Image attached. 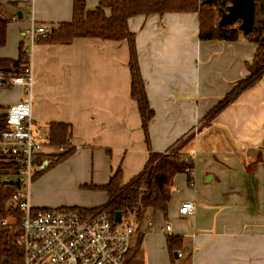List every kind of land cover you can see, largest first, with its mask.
<instances>
[{"label":"crops","instance_id":"crops-1","mask_svg":"<svg viewBox=\"0 0 264 264\" xmlns=\"http://www.w3.org/2000/svg\"><path fill=\"white\" fill-rule=\"evenodd\" d=\"M74 1L0 0L8 20L0 58L18 57L33 20L51 29L72 21ZM85 2L93 10L100 0ZM12 7L17 12L6 15ZM129 27L154 109L149 141L131 96L127 40L78 37L35 44L32 115L39 136L45 142L52 122L68 123L76 151L33 180L32 206L93 210L108 195L89 185L107 184L119 168L127 183L143 171L151 152L167 153L184 140L182 150L194 161L192 182L187 172L177 173L167 213L149 210L141 225L135 222L131 264H264V75L214 118L207 116L249 74L258 44L243 37L200 39L197 12L136 15ZM26 91L18 84L0 86V113ZM57 183L63 185L55 191ZM66 188L78 197L67 199ZM186 200L195 209L182 215ZM170 235L183 238L184 257L169 248Z\"/></svg>","mask_w":264,"mask_h":264},{"label":"trees","instance_id":"trees-1","mask_svg":"<svg viewBox=\"0 0 264 264\" xmlns=\"http://www.w3.org/2000/svg\"><path fill=\"white\" fill-rule=\"evenodd\" d=\"M254 2L253 29L245 34L240 30L239 22L220 25L222 13L230 5L228 0H212L210 3H206L205 0H100L97 8L93 10L86 8L85 0H75L72 21L53 27L47 35L40 36L38 42L69 43L78 37L127 40L132 74L131 96L138 103L146 140L149 141V124L154 117V109L150 105L146 91L139 64L136 34L129 27V19L136 15L197 12L200 39L235 41L243 37L258 44L253 61L247 63L249 74L209 111L207 116L208 120H211L264 75V0ZM106 9H110L109 14ZM3 12V5L0 3V47L6 44L8 29V20ZM28 66L29 56L25 51V44L21 43L16 59L0 58V86L11 87V78L23 75ZM7 130V117L0 113V136ZM183 143L184 140L175 144L167 153L151 152L143 171L127 183H123V172L119 168L107 184L89 185L91 188L105 191L108 195L106 203L95 209L107 211L112 219L118 211L126 213V209H131L138 225L143 223L149 210H160L166 214L171 201L174 176L180 172H187L190 183L193 179L194 161L183 152ZM46 145L52 150L40 152L37 162L43 164L45 160H50V163L36 173L34 180L49 168L67 160L76 151L71 142L70 124L52 122L49 125ZM22 167L17 157L0 153V177L4 173L16 174ZM22 187L18 180L3 181L0 178V264H23L21 224L23 211L12 201ZM183 244L181 236L168 237V245L173 253L177 254L183 248Z\"/></svg>","mask_w":264,"mask_h":264},{"label":"built area","instance_id":"built-area-1","mask_svg":"<svg viewBox=\"0 0 264 264\" xmlns=\"http://www.w3.org/2000/svg\"><path fill=\"white\" fill-rule=\"evenodd\" d=\"M50 31L47 25H37L33 20L24 32L29 66L23 75L14 76L10 81L12 85L24 86L27 96L8 108V130L0 136V153L17 157L23 165L18 173H4L0 177L3 181L18 180L23 185L12 200L23 211V264H131L135 232L131 209L122 212L121 222H116L102 209H36L32 206L31 185L36 173L42 170L43 164H38L37 156L43 142L32 115L31 58L39 37ZM45 161L50 163V160ZM194 209L195 204L190 200L180 206L182 215ZM164 229L170 233L171 224ZM177 256L184 257V252L179 250Z\"/></svg>","mask_w":264,"mask_h":264},{"label":"water","instance_id":"water-1","mask_svg":"<svg viewBox=\"0 0 264 264\" xmlns=\"http://www.w3.org/2000/svg\"><path fill=\"white\" fill-rule=\"evenodd\" d=\"M212 0H205L206 3H210ZM230 5L227 10L222 13L220 19V25H229L230 23L239 22L240 30L245 34H248L253 29L254 24V10L255 2L254 0H228ZM22 17V13L19 12V18ZM7 116V112L3 113ZM48 166L47 161L44 162L42 169ZM115 221L121 222L122 211H118L115 214ZM177 255V254H176Z\"/></svg>","mask_w":264,"mask_h":264},{"label":"rangeland","instance_id":"rangeland-1","mask_svg":"<svg viewBox=\"0 0 264 264\" xmlns=\"http://www.w3.org/2000/svg\"><path fill=\"white\" fill-rule=\"evenodd\" d=\"M8 10H9V8H8ZM7 9H6V15H9L10 14V11H13V10H15V13L17 12V10L15 9V7H12V9L11 10H9L8 11ZM24 12H25V19H26V16L29 14V12H30V7L28 6V5H26L25 4V7L22 9ZM43 132H45L44 130H43ZM44 136L45 135H42V133H41V138L43 139L44 138ZM50 147L48 146V145H46L44 142H43V145H42V149H44V150H48ZM63 184H61V183H57L56 184V187L54 186V190L55 191H57L56 190V188L59 190V188L62 186ZM83 190H86V188H84ZM74 192H76V191H74V190H72V189H70V188H66L65 189V197L67 198V199H70V200H73V199H75V198H77L78 197V194L76 195V194H74ZM9 204H11V202H9ZM43 207H47L48 209H51V208H55V207H52V206H50V205H42ZM41 206V207H42ZM132 224V229L134 228H136V223L135 222H132L131 223Z\"/></svg>","mask_w":264,"mask_h":264}]
</instances>
